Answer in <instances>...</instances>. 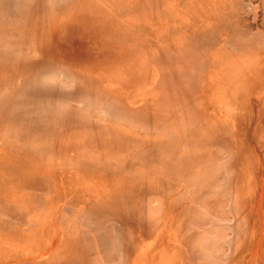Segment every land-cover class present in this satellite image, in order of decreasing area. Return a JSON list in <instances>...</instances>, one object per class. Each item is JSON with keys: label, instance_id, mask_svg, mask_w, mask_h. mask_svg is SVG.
Returning a JSON list of instances; mask_svg holds the SVG:
<instances>
[{"label": "bare ground", "instance_id": "6f19581e", "mask_svg": "<svg viewBox=\"0 0 264 264\" xmlns=\"http://www.w3.org/2000/svg\"><path fill=\"white\" fill-rule=\"evenodd\" d=\"M165 1L0 0V264H138L159 241L169 264H264V240L247 256L264 224V129L248 118L264 32L237 28L229 0L180 1L197 14L172 26ZM164 18L180 45L148 25ZM152 83L166 92L148 112ZM160 245L148 258L165 264Z\"/></svg>", "mask_w": 264, "mask_h": 264}, {"label": "rangeland", "instance_id": "374dc122", "mask_svg": "<svg viewBox=\"0 0 264 264\" xmlns=\"http://www.w3.org/2000/svg\"><path fill=\"white\" fill-rule=\"evenodd\" d=\"M180 1L182 2V4L184 3V0H177V2L176 3H170L174 8H175V10H177V11H180L179 13H178V19L177 20H174L173 21V23H177V24H175V25H172V26H176V25H178L179 27H181V28H184V27H188V26H190V24L186 21V19H188L189 17H191V16H194V15H196L197 13H193L195 10H192V8H190V7H185L186 9H184V10H182V8H181V6H180ZM185 1H188V3L189 2H195L196 0H185ZM206 1L207 0H204V3H206ZM219 0H208L207 1V3H217ZM225 1V0H224ZM248 1V4L247 3H244V2H247ZM250 1L251 0H246V1H244V0H239V1H237V2H235L234 0H229V2L231 3V4H233V7L234 6H236V9L238 10L239 9V11L238 12H241L240 10H242V9H244V10H242L243 11V13L241 12V13H239L238 15H237V17L239 16V18L240 19H238V18H236V17H234V23L236 24V23H239V24H237L238 26H236L237 28L239 27L240 28V26L242 27L243 25H242V23L241 22H243L245 25L247 24V22H249V24H247V25H250V21L252 20L253 21V24H251L250 26H254L256 23H257V25H255L254 27H253V32H255V30L256 31H258V29H259V31L260 30H263V32H264V27H263V29H261L262 27V24H264L262 21H263V16H264V11H262V3L260 2V0H252L251 1V3H250ZM164 3L166 4L167 3V1H165L164 0ZM242 3V4H241ZM244 3V4H243ZM250 3V4H249ZM259 3H261L260 5H259ZM190 4V3H189ZM240 4V5H239ZM246 4H247V6H246ZM251 4L253 5V4H255V5H259V7H258V5L257 6H254V7H258L257 9H255V11H249V8L251 7ZM225 5V7H226V4H224ZM205 7H206V14L207 15H210V14H213V15H215V11H213L212 9H211V5H209V6H206V5H204ZM246 7V8H245ZM261 7V8H260ZM235 8V7H234ZM233 8V9H234ZM230 9V8H229ZM237 10H235V11H237ZM233 11V10H232ZM246 13H245V12ZM237 12V13H238ZM234 13V12H233ZM236 13V14H237ZM255 13V14H254ZM202 14H204V13H202ZM205 14V15H206ZM245 14V15H244ZM187 15V16H186ZM254 15H256V18H255V16ZM234 16H236V15H234ZM242 16H244V18H241ZM254 16V17H253ZM247 17L249 18L248 20H247ZM253 17V19H251ZM262 18V19H261ZM256 21H255V20ZM244 20H247V22L246 21H244ZM162 21H166L167 23H169V21H167L165 18L164 19H160L159 21H157L156 23H151V24H148L151 28H154V31H155V33H157V35L160 37H165L164 35H166L168 38H169V40L172 42V43H174V44H176V45H180L181 43H182V41L179 39V37H178V34H174V36H171V34L169 33V24H164ZM260 21H261V23L262 24H259L260 23ZM259 22V23H258ZM171 23V22H170ZM183 24H186L184 27H183ZM258 24H259V27H257L258 26ZM264 26V25H263ZM235 27V28H236ZM245 26H243V28H244ZM235 28H233V29H235ZM242 28V29H243ZM258 28V29H257ZM241 29V28H240ZM236 30H238V29H236ZM244 30V29H243ZM219 31V30H218ZM239 31L240 30H238V31H235L236 32V34H234L235 32H233V33H231L230 35H231V37L233 38V36L236 38V35H237V32L239 33ZM220 32V31H219ZM261 32V31H260ZM262 32V33H263ZM241 33V32H240ZM242 35H244V31H242V33H241ZM241 34H238L240 37H241ZM238 35H237V40L239 39L238 38ZM218 36V35H217ZM237 40H235L234 39V41L236 42ZM233 41V42H234ZM239 42H240V39H239ZM109 51H110V53H116L117 51H116V49H115V47H112V48H109ZM100 60H101V63H100V66H111V65H113L114 64V62H115V60L114 61H112V59L111 58H109V57H105V56H100ZM151 71L153 70V69H150ZM108 71H106V69H104V68H101V73L100 74H92V73H90V75H93L94 76V78H96V79H101V80H110V78H118L119 79V77L118 76H120V75H122L123 76V74L122 73H119L117 70H115L113 73L112 72H110V73H107ZM98 73V72H97ZM151 74V73H150ZM149 76V72L148 73H146V74H142V75H137L136 76V87H132V88H121L123 91H124V94H126V95H136V96H139V97H141L143 94L141 93V94H139V90H140V88H141V85H142V77H144V76ZM261 82H264L263 80L261 81ZM103 83V82H102ZM120 84H122V83H120ZM158 84H156V86H157ZM154 86H155V83H152L151 85H149L147 88H146V91H149V90H152V89H157V92L158 91H160L158 94H156V95H154V98L152 99V102H149V104H150V108H148L149 110H148V112L150 111V109H152V108H154V101L155 102H157L158 101V99H160L161 97H162V94L163 93H165L166 92V90L164 89L165 87H159V88H161V89H159V88H154ZM118 88V87H117ZM184 89V88H183ZM163 90H164V92H163ZM246 90H247V87L245 86L244 87V92H246ZM257 91V89H255V88H253V92H252V94H253V97H254V102H253V104H252V109L250 110V116L248 117L249 118V121H252V122H254L255 123V121H257V126H258V128L257 129H260V130H263L264 129V127H263V124H264V115H262V114H259V110H260V106H259V104L260 103H262L263 101H264V97L262 96V95H258V93L256 92ZM260 91H262V93L264 92V87H262V89H260ZM161 92H162V94H161ZM257 93V94H256ZM159 97V98H158ZM158 98V99H157ZM229 104V103H228ZM228 104H226V108L228 109V111L231 113V114H240V116H242L243 115V112H244V115L246 116V114H247V111L245 112V111H243L241 108H236L234 105H230L229 107L227 106ZM142 105V103L140 102L139 103V105H138V107H140ZM152 107V108H151ZM230 108V109H229ZM236 108V109H235ZM233 112V113H232ZM106 113V112H105ZM92 116H95V115H92ZM103 116V115H102ZM106 115H104V117H105ZM108 116V117H107ZM106 116V118H104L105 119V121H112L113 119V121H117L116 120V118H113V116H111L112 118H110V116L109 115H107ZM102 118V117H101ZM102 118V119H103ZM101 119V120H102ZM112 119V120H111ZM126 119V118H125ZM120 120V119H119ZM128 120V119H127ZM246 120H247V116H246ZM103 121V120H102ZM121 121V120H120ZM150 127V126H149ZM251 129V128H250ZM250 129H248V130H250ZM131 133V132H130ZM255 208H256V206H255ZM254 208V209H255ZM255 212H253V214H254ZM264 224H262L261 225V223H259V226H260V232H259V235H255L254 237H252L251 238V240H250V244H249V247L251 248V246L253 245V248H252V250L250 251V252H248V254H247V256H250V258H253V257H257V255H256V250H258V245H260L261 244V242L264 240V229L262 228V226H263ZM160 228L161 227H159L156 231H155V233L154 234H152V237H155V236H157L158 234L159 235H161V233H164V232H162V231H160ZM151 238V237H150ZM53 239H56L57 240V237H56V235H52L51 237H48L47 239H46V241H45V243L44 244H46V243H48L49 241H51V240H53ZM161 242V245H160V247H159V249H165L164 250V258H163V262L165 263V264H169L170 262H172L173 261V256H174V253H175V251L174 250H170V246H171V244L168 242V241H166V242H164V241H159L158 243H160ZM158 243L157 244H155L154 245V247H153V243L151 242V243H149V244H144L143 245V247H142V249L140 250V252H141V254H139V253H137V256L139 257V255H145V257L143 258V259H139V261H138V264H141V262H142V264H143V262H145V264H149V262H147V261H150V262H155L154 264H160L159 262H160V260H157L156 259V255H154L155 257H154V259L153 260H151L150 258H148V254H147V252H149V251H151L152 250V247L153 248H155V249H157V246H158ZM39 244V242H37V243H31V245H30V247L31 248H33V247H36V246H41V245H38ZM255 244V245H254ZM249 248V249H250ZM40 249V248H39ZM158 249V250H159ZM55 250V248H54V246H52L51 245V247L46 251H44V253L42 254V255H39L40 256V258L41 257H47L50 253H52L53 251ZM147 256V257H146ZM150 259V260H146V259ZM145 259V260H144ZM142 260V261H141ZM157 261H159V262H157ZM256 264H258V262L256 263Z\"/></svg>", "mask_w": 264, "mask_h": 264}, {"label": "crops", "instance_id": "0c3cea01", "mask_svg": "<svg viewBox=\"0 0 264 264\" xmlns=\"http://www.w3.org/2000/svg\"><path fill=\"white\" fill-rule=\"evenodd\" d=\"M263 97H264V93H263V95H262ZM260 106V105H259ZM259 259V258H258ZM251 262H253V260L251 261Z\"/></svg>", "mask_w": 264, "mask_h": 264}]
</instances>
